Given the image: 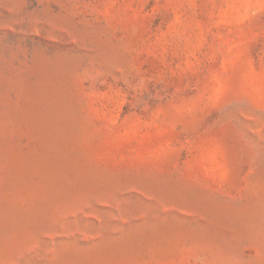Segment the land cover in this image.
<instances>
[{
	"label": "rangeland",
	"instance_id": "obj_1",
	"mask_svg": "<svg viewBox=\"0 0 264 264\" xmlns=\"http://www.w3.org/2000/svg\"><path fill=\"white\" fill-rule=\"evenodd\" d=\"M0 264H264V0H0Z\"/></svg>",
	"mask_w": 264,
	"mask_h": 264
}]
</instances>
